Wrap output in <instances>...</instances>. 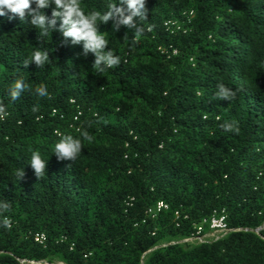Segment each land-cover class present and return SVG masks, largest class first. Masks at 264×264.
<instances>
[{"label": "trees", "instance_id": "trees-1", "mask_svg": "<svg viewBox=\"0 0 264 264\" xmlns=\"http://www.w3.org/2000/svg\"><path fill=\"white\" fill-rule=\"evenodd\" d=\"M145 8L140 35L99 26L120 57L103 73L60 33L39 40L29 22L0 17V264H264V0ZM35 47L50 61L25 68ZM218 85L234 95L219 98ZM83 132L74 161L54 156ZM34 150L49 160L39 177ZM159 202L167 210L149 213ZM221 215L230 232L188 241Z\"/></svg>", "mask_w": 264, "mask_h": 264}, {"label": "clouds", "instance_id": "clouds-1", "mask_svg": "<svg viewBox=\"0 0 264 264\" xmlns=\"http://www.w3.org/2000/svg\"><path fill=\"white\" fill-rule=\"evenodd\" d=\"M82 0H0V17L8 16L9 20L19 18L22 22H29L39 33L38 39L47 37L50 32L60 33L65 44L82 45V54H92L94 62L92 67L99 73L116 67L120 63V57L108 48V41L104 32L100 31L101 24L113 21V31H119L120 27H126L130 31L135 29V34H141L139 21L147 18L145 5L147 0H119V3L110 5V10L101 13L99 11L85 12L81 7ZM33 5L35 7H33ZM52 8L51 17L43 10ZM30 18V20H26ZM49 60V53L40 47H35L31 55L25 59L24 67L35 64L42 68ZM27 85L23 79L15 81L10 95L12 100L20 98ZM217 96L227 100L234 95L224 85H218ZM35 94L40 97L49 95L47 87L41 84L35 89ZM33 111H38L37 107ZM225 131H233L231 124H224ZM87 132L81 137L64 135L54 145V156L60 161H74L83 150L82 140H90ZM49 160H45L39 151L31 153L28 165L34 170L37 177L46 173ZM22 178L24 170L19 173ZM7 203H0V209H7Z\"/></svg>", "mask_w": 264, "mask_h": 264}, {"label": "built area", "instance_id": "built-area-1", "mask_svg": "<svg viewBox=\"0 0 264 264\" xmlns=\"http://www.w3.org/2000/svg\"><path fill=\"white\" fill-rule=\"evenodd\" d=\"M163 210H167V206L165 204H163L162 202H159L156 204L155 210H149V213L153 214V213H158L161 212ZM155 215V214H153ZM207 228L210 231V238L213 239H218L221 236L227 234L228 232H230L231 230L227 227L226 222H225V218L224 216H212L208 219H204L202 221V223L197 227V232L196 235L191 238L188 239V241H198V242H203L207 239L204 238V235H202V231L203 229ZM264 228V225H263ZM24 264H41L38 262H23Z\"/></svg>", "mask_w": 264, "mask_h": 264}, {"label": "rangeland", "instance_id": "rangeland-1", "mask_svg": "<svg viewBox=\"0 0 264 264\" xmlns=\"http://www.w3.org/2000/svg\"><path fill=\"white\" fill-rule=\"evenodd\" d=\"M202 235H204L205 239H209L211 236L210 231L207 228L203 229Z\"/></svg>", "mask_w": 264, "mask_h": 264}, {"label": "water", "instance_id": "water-1", "mask_svg": "<svg viewBox=\"0 0 264 264\" xmlns=\"http://www.w3.org/2000/svg\"><path fill=\"white\" fill-rule=\"evenodd\" d=\"M259 230H261V229H258V230H256V231L258 232Z\"/></svg>", "mask_w": 264, "mask_h": 264}]
</instances>
